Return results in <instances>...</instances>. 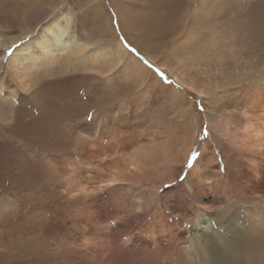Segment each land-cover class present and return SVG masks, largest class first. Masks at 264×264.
<instances>
[{"label":"rangeland","instance_id":"374dc122","mask_svg":"<svg viewBox=\"0 0 264 264\" xmlns=\"http://www.w3.org/2000/svg\"><path fill=\"white\" fill-rule=\"evenodd\" d=\"M154 2L0 0V264H204L203 260L187 254L185 240L177 247H161L157 255L141 254L131 245L147 250V246L138 240L144 230L148 235L160 217L168 218L170 222L177 219L161 207L171 198L168 196L161 202L154 196L174 186L178 195L192 201L190 191L197 186L193 166L206 150L204 159L199 162L200 168L204 169L201 191L208 200H215V197L220 200L211 203L216 216L227 208V216H237L238 222L233 224L239 227L237 229H249L248 254L241 253L229 264H264V221H260L264 219V208L260 201L251 200L249 194L236 193L235 176L232 175L226 189L219 185L215 189L207 186L220 179L218 174H225L226 163L236 174L237 167L232 162L237 157L232 150L236 152L240 140L233 132L240 127L238 121L242 119L245 106L242 94L245 88L255 84L264 89V0H231L232 4L222 0L221 6L209 13H216L210 32L216 33L217 39L210 48L202 42L186 46L177 44L183 31L181 23L191 18L190 15L186 17V11L194 8V0H171L169 5L164 4V10H157L165 13L170 9L166 15H169V23L166 19L168 24L164 23L157 33L133 32L129 37L114 41L105 37L110 36L112 30L118 32V23L127 17L124 10L139 11L147 6L156 10ZM252 8L256 14L249 11ZM59 15L71 17V37L86 34L96 44H92L88 52L98 51L101 65L93 66L96 72L89 71L86 68L90 65L84 62L87 56L82 59L79 54L70 55L67 61L59 59L53 65L32 71L25 89L21 90L9 65L10 57L24 44L34 47L33 36L46 21ZM103 35L110 42L99 43ZM96 74L98 81L96 79L93 86L120 90L113 101L105 99L98 109L84 91L89 82L80 84L85 77ZM57 79L67 82L64 87L73 90L71 97L83 102L84 110H88V116L92 118L86 116L69 121L66 117L60 124V118L65 116L58 110L57 116L50 114L56 125H50L49 121L44 131L47 136L41 138L37 134L33 141L27 135L33 130L29 124L39 118L35 109L46 98L44 87L47 82ZM64 98L68 100L66 96ZM36 100L37 104L33 106ZM227 115H230L229 122L224 123ZM101 120L107 123L106 129V124L98 123ZM43 123L45 125L47 119ZM228 124V133H225L223 125ZM85 125L89 126L85 128H92L94 135H104L105 144L110 143L114 135L125 136L141 151L136 152L134 158L107 152L93 160L85 159L80 146L84 144L81 136L86 134L81 135L78 131ZM50 127L55 135L48 136ZM82 137L92 143L89 136ZM144 147L154 153L164 147L166 152L162 154L168 164L157 158L148 162L151 172L142 173L143 176H128L111 188L102 183L103 189L99 191L103 197L99 202L102 208L98 216L102 221H111L112 227L108 231H98L96 221L89 220L84 214V205L78 201L80 195L77 199L70 194L73 181L84 184L96 177L105 182L115 166L123 169L132 159L140 158L145 152ZM185 151H189L186 160L182 155ZM193 153L197 155L193 156ZM79 162L83 164L82 168H78ZM207 166H210L208 172ZM178 168L181 170L178 178L169 183L172 170ZM141 188L147 189L146 192H139ZM227 197L231 198L233 208L228 209ZM180 216L188 231L194 228L191 215L182 212ZM118 217L123 218L124 223L131 222L134 231L128 235L121 233L114 225ZM233 217H220L221 222H216L222 234L227 231L224 224ZM125 235L134 237L129 239ZM225 257L220 264L227 263Z\"/></svg>","mask_w":264,"mask_h":264},{"label":"bare ground","instance_id":"6f19581e","mask_svg":"<svg viewBox=\"0 0 264 264\" xmlns=\"http://www.w3.org/2000/svg\"><path fill=\"white\" fill-rule=\"evenodd\" d=\"M154 1L155 2L153 4L156 6V10L151 9L149 6L139 11L138 10L135 11L132 9L124 10V12H127V17L124 18L122 23L120 22L118 23L119 24L118 32L116 33L114 30H112L111 35L110 36L107 35L105 37H110L111 41H114L115 39L117 40V38L119 37H129L131 36V33L133 32L154 34V33H157L158 31H161L163 29L164 23L165 24L167 23V20L169 23V19H167L169 15L167 17L166 15L170 9L166 10L165 13L164 12L159 13V12L164 10V7H165L164 4L169 5L171 0H154ZM194 1H195L194 8L186 11L187 13L186 17L190 15L191 18L189 20L188 19L183 20V22L181 23L183 31L179 34V37L181 38V40L177 44L179 46H183V45L186 46V45L193 44L195 42H202L203 45H207V47L210 48L214 44L215 40L217 39L215 38L216 33L212 35L210 32V26L215 21L214 17L216 13H212V14H209V13L212 10L220 7L222 4L221 3L222 0L221 1L220 0H194ZM227 1L228 3H231V0L230 1L227 0ZM249 11H252V14H256L257 12L253 8L249 9ZM157 13L159 14L156 15ZM211 19L213 20L210 22ZM171 22H173V20H171ZM70 23H71V17L69 15L68 16H64V15L53 16L48 21H46V23L42 26V29L39 30L36 33V35L33 36L32 41H33L34 47L29 48L28 44H24L20 46L17 50H15L13 56L10 57L11 59L9 60L10 61L9 65L18 80L17 86L21 90L25 89L28 76L32 73V71H36L37 69L43 67L44 65H53L57 63L59 59H64V60L66 59L65 61H67L70 55L79 54L82 59H85L84 57L87 56L86 57L87 60H84V62H86V64H89L90 68H86V70L96 72L97 69L93 68V66L101 62L99 60L101 57L99 55V52L96 50H92L88 52L89 50L88 48L92 44H95V43L91 42L90 38L86 34L81 35V36L71 37L69 35L70 28H71ZM100 37L102 39L98 41L99 43L100 42H103V43L110 42V40H108V38H105L104 35ZM116 45L119 48L118 50H120V46L118 45V43H116ZM116 63L119 64L120 60L117 59ZM93 72L92 74H94ZM97 74L96 76L89 75L87 77L83 75L85 79L81 78L82 82L80 83L81 86H83L85 82H89L87 87L84 88V91H86V93L88 94L92 102V105L96 108L99 105H101L105 99H110V101H113L118 95L117 91L120 92V90L112 91L111 89L107 90L105 88H101L102 86L100 87L93 86V84L95 82L97 83L98 81ZM100 74H102L101 70H100ZM53 82L52 83L47 82V86L44 87L45 89L44 91L46 92V98L35 109V113H37L39 118L34 119L31 125L29 124V126L33 130L27 133V135L33 141L36 140L35 137L37 134L41 135V136H38L41 138L42 136L43 137L47 136L44 131H45V128L49 126V121H50V125L51 124L56 125L57 122L55 121V119L52 120L51 116L53 115L57 116L58 110L62 112L63 115L65 116V118H62V117L60 118L61 120L60 124L62 123V119H64V121L66 120V117L70 121L76 118L82 119L89 115L88 110L87 111L84 110L86 108L84 103L80 102L79 100L77 101V98L75 96L71 97V93L73 92V90L72 89L67 90V88L64 87V85H66L67 82H64L58 79L54 80ZM236 82L238 83V81ZM256 86L257 85L255 84V86H251L249 88L244 89L242 95H243V100L245 102L244 104L245 106L243 107L242 119L238 121L240 127L235 128L233 132L236 135L235 138H239L240 140L239 141L240 146L236 149V152L232 148L233 149L232 151H234L233 153L234 157H237L236 161L232 162L233 164H236V166H234V167H237L236 174H234L235 170H234V173L232 172L233 170L231 171L233 167L230 168L228 163H226L227 166L225 168V174L223 176H220L218 174L220 179L217 180L215 183L207 184V186L210 185L213 189H215V187L219 185V186H222L221 189H224V188L226 189L228 188L226 186H228L227 184H229L230 175H232L233 177L235 176L234 191H238L236 193H240L243 196H246L245 193L249 194V198L251 197V200L252 199L259 200L260 204H262V207L264 208V89L257 88ZM124 88H127V87H124ZM200 92H198L199 95L202 94ZM64 96L68 98L67 101H65ZM35 102L36 103L33 106H36L37 100ZM111 103L112 102H110V104ZM237 104L242 105V103H237ZM105 108L106 107L104 106L103 109ZM218 109H221V106H219ZM95 113H96V110L94 111V114ZM229 117L230 115H227L224 123L229 122V119H228ZM46 119H47V123L44 125L43 122ZM220 119L222 120V118ZM99 122L106 124L104 125V129L107 128L108 125L107 123H105V121L101 120V121H98V123ZM223 126H224L225 133H228V127L230 126V124L223 125ZM85 127H89V126L88 125L81 126L78 131L80 132L81 135L83 134V132L86 134L82 136H89L90 139H93L92 143H90V141L88 142L85 138L81 136L83 140L82 142L84 144L83 145L81 144L82 146L80 147H82L81 151H82V154L84 153L85 156L83 158L85 159L93 160L95 159L96 156L98 155L101 156V154L103 153L106 154L107 152L110 153V155H113L116 153L127 154L134 158L136 156V152L141 151V150H138L139 147L137 146L136 143L134 142L129 143L127 141V137L125 136L114 135L111 138V142L108 144H105L103 142L104 135L103 136L96 135V134L94 135V131L92 130V128H85ZM20 131L22 130H19V132ZM51 133L55 135L54 131H52V127H50L48 136ZM220 133L221 131L219 132V134ZM222 136H226V134ZM55 137L57 138V136ZM30 141H29V144H30ZM142 150L145 151L141 153L142 156L140 158L138 157V159L136 160L132 159V161L126 164V166L123 169H119V166L117 167L115 166L112 169L114 171L110 173L109 178L105 182L103 181L100 182V180H96V177L91 178L90 181L84 184L78 183V181L77 182L73 181V184L71 185V188L69 190L70 194L75 196V198L77 199H78V195H80L78 201L80 202V204L82 203L84 205V208H83L84 214L89 220L92 219L96 221L95 223H96V228L98 231L100 232L108 231L112 227L111 221L110 223L109 221L108 222L102 221V219L99 218L98 216L99 209L102 208V205H100L99 202L101 199H103V197L99 195L100 194L99 191L103 189L104 183H106L107 187L111 188L113 186H116V184H119L120 182L122 183L123 179L125 180L128 176H131V175H136V177L143 176L141 175L142 173L144 174L149 171L151 172V170L147 166L149 165L150 162L155 161L157 158L163 159V164L167 165L169 162L168 160L167 161L165 160L162 154V152H166V149L164 147L161 150H159L158 153H154L151 150H148L147 148L145 150V147ZM206 152H203L202 155L200 154V156L198 157V159L196 160L193 166L194 175L196 177L195 184L197 186L196 188L191 189L190 191L192 192V196H193L192 201H190L186 197L178 195L176 188L174 186L165 190L162 194H157L156 196H154L156 198L161 199V202L169 196V198H171V201H169L168 204L162 205L161 207L165 208V210L166 209L169 210L172 216L174 215L177 216L176 217L177 219H174L172 222H170L169 220H167L168 218L163 217L164 219H161L160 217L158 220L155 221L154 225H152L153 228L151 232L148 233V235L144 234L146 232L145 231L146 229L144 230L143 236L141 235L140 237H138L139 238L138 240H141V244L143 246H147L148 248L147 250L146 249H143V250L136 249L130 243H128V246L131 245L132 249L138 250L139 253L141 254L157 255L161 247H170V246L177 247V245L181 243V240H185V242L188 243V246L186 248L187 254L194 259L198 258L199 260H203L204 264H220V262L223 261L224 256H226L225 258H228L226 264H229V261L234 262L237 256H240L241 253L244 252V254L245 253L248 254L246 247L249 242L247 238V236H249V229H247V227L243 231L237 229L239 227L236 228L235 225H233L234 222L236 223L238 222L237 216L235 215L233 217V215H231L230 217H233V218L230 219L229 221L227 220L226 223L224 224V227L227 231L226 230H225L226 232L223 231V234H222L220 232L221 229L219 230L217 228L216 222H221L220 217L221 218L225 217L226 219L230 218L229 215L227 216V213H228L226 212L227 208H226V211H223V212L221 211L219 213L220 215L216 216L215 215L216 213L214 212V208L211 205V203H213L218 198L217 197L214 198L213 196L215 200H208L207 196L201 191L202 187H200V185L203 184L201 183V180H204L203 178L204 169L200 168L199 162L204 159L203 156L204 154H206ZM187 153H189V151H185L182 154L185 160L188 155ZM73 165L75 166V164ZM79 167L82 168L83 164L78 166V168ZM72 168L73 167H71V169ZM172 171H173L171 172L172 178L169 183L174 182L178 178V175L180 174L181 170L178 168V169H173ZM208 171H210V166H207V172ZM206 180L208 181V179H205V181ZM146 190H144V188H141L139 192L144 193L146 192ZM118 193H119V190H118ZM120 197L117 196V198H120ZM151 197L153 198L152 195ZM122 199L123 198H121V200ZM217 201H220V200L218 199ZM231 201H232L231 198L227 197V204L229 205L228 209L234 207V205L232 204L230 205ZM98 203H99V206H98ZM138 203H140L139 199H138ZM94 206L96 207V209H94ZM137 208H140V206H138ZM182 212L183 213L185 212L191 215L193 219L192 225H194L193 229H190L189 231L186 229V225L182 222L184 220L180 216ZM260 221H264V219L262 218L260 219ZM122 222H123V218L118 217L117 222L114 223V225L116 224L117 227L121 229V233H125L126 235H128L129 233L134 231L132 229L133 228L132 224H130L131 222L129 221H128L129 223H124V222L122 223ZM155 225L158 226L159 230H157L158 228ZM218 227L220 228L219 225ZM132 236H126V237L130 239V237Z\"/></svg>","mask_w":264,"mask_h":264},{"label":"snow or ice","instance_id":"6c2138e0","mask_svg":"<svg viewBox=\"0 0 264 264\" xmlns=\"http://www.w3.org/2000/svg\"><path fill=\"white\" fill-rule=\"evenodd\" d=\"M125 47H129V45L128 44H125ZM132 51H136V49H131ZM162 75V74H161ZM89 118H91V117H89ZM208 133L207 132H205V135H207ZM193 156H195V155H197V153H193L192 154ZM192 165H191V158L189 159V167H191Z\"/></svg>","mask_w":264,"mask_h":264}]
</instances>
